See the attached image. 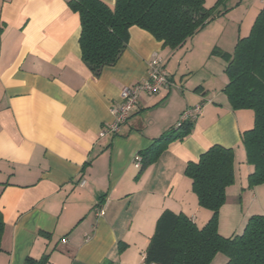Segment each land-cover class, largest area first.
<instances>
[{
	"label": "crops",
	"instance_id": "0c3cea01",
	"mask_svg": "<svg viewBox=\"0 0 264 264\" xmlns=\"http://www.w3.org/2000/svg\"><path fill=\"white\" fill-rule=\"evenodd\" d=\"M103 1L114 8L116 0ZM242 1L245 10L264 6V0L238 5ZM245 17H226L238 30L218 27L223 30L215 39L196 33L176 49L132 26L119 60L95 75L82 60L81 19L69 0H0V264L45 256V264H138L164 210L185 214L199 228L211 218L185 169L215 144L235 154V183L220 210V234L237 235L223 233L235 213L227 204L239 191L252 198L248 214H261L256 210L264 184L249 185L254 167L242 141L254 114L232 108L224 90L227 62L213 54L214 48L233 53ZM155 54L173 83L141 93L120 130L101 136L115 119L121 89L147 77ZM199 104L187 137L170 142L146 167L135 165L187 108ZM220 256L211 264H226Z\"/></svg>",
	"mask_w": 264,
	"mask_h": 264
},
{
	"label": "trees",
	"instance_id": "16d2710c",
	"mask_svg": "<svg viewBox=\"0 0 264 264\" xmlns=\"http://www.w3.org/2000/svg\"><path fill=\"white\" fill-rule=\"evenodd\" d=\"M226 0L210 8L206 0H116L111 8L103 0H69L81 19L82 60L95 74L114 65L129 42V29L138 26L150 32L165 46L176 49L222 15ZM227 66L225 92L233 109H250L254 125L242 133L247 162L254 170L249 185L264 184V7L256 17L251 32L241 37L233 53L220 50ZM194 126L186 120L166 131L147 150L141 152L143 167L170 142L183 140ZM235 154L232 148L211 146L198 161L187 164L199 204L212 211L209 221L199 228L183 213L166 209L157 220L146 249V260L156 264H211L218 253L226 264H264V214L249 218L244 231L232 237L219 232L220 210L227 200V188L235 182ZM5 222L0 211V251ZM29 259V264H45Z\"/></svg>",
	"mask_w": 264,
	"mask_h": 264
},
{
	"label": "built area",
	"instance_id": "2783aa9c",
	"mask_svg": "<svg viewBox=\"0 0 264 264\" xmlns=\"http://www.w3.org/2000/svg\"><path fill=\"white\" fill-rule=\"evenodd\" d=\"M164 60L155 54L149 61V69L147 77L135 83L131 86H125L121 89V103L112 109V113L115 117L114 121L106 128L101 130V136L107 134H115L120 130L122 124H124L131 113L137 107L139 97L141 93L146 92L150 94L158 93L163 87L171 85L173 82L164 68ZM203 105L199 104L194 107L187 108L181 115V118L177 124L179 126L186 120H194L202 111ZM142 157L138 156L135 165L141 167ZM83 184V182H82ZM99 213L103 215L105 210L99 209ZM138 264H156L155 262H148L146 255Z\"/></svg>",
	"mask_w": 264,
	"mask_h": 264
},
{
	"label": "rangeland",
	"instance_id": "374dc122",
	"mask_svg": "<svg viewBox=\"0 0 264 264\" xmlns=\"http://www.w3.org/2000/svg\"><path fill=\"white\" fill-rule=\"evenodd\" d=\"M217 1L218 0H206L207 8L214 6ZM239 1L240 0H226L225 3L222 6H220L221 10L224 11V13H226V16H224L223 18L219 17V18L214 19L210 24L206 25L197 34L208 35V36L210 35V37L215 39L218 36L217 34L221 33V30H223V29H220L218 27H225L226 26V27H228L227 29H230L229 27H231L232 29L238 30V28L237 27L234 28L233 25L228 26V23L230 24V22H228L226 17H228L229 15H232L233 17H240L241 16V18H243V15H244L246 17H245L244 23L241 25L240 33H241V36H243V37L248 36L251 32V29L253 26L252 24H254L253 22H255V20H256L255 19L256 17H253L252 19L250 17L252 15H254L256 12H257L256 15L258 16V14L260 13V11L262 10V8L264 6L258 2L257 6H255L252 9V11L248 10V9L245 10V9H243V1L241 2V4L238 5L237 2H239ZM196 37H198V39H199V37H201V36H196ZM197 41H200V40H197ZM197 41H196V45L198 43ZM204 46H206V44L204 42L201 43V47H200L201 51H203V49H205ZM189 47L192 49L193 44H190ZM215 50L222 51L220 48H214L213 51H215ZM223 52H227V51H223ZM240 180H241V177L239 175L238 176V182H237V188L239 190H241ZM232 185H230V186H232ZM258 203L261 205H260V209L256 210V212L263 214V210L261 209V207L263 208V206H264V197H260ZM251 205H253L252 198L251 197L248 198L247 194H245L242 197V195H240V191L237 193V197H235V199L231 198V201L229 202V204H227V207H228V209L233 208L235 210V213H233V217H232V221H233L232 224L233 225L230 226L229 227L230 229L226 233H223V234L228 235V234H233L234 232H236L235 234H238V233H242L244 231L248 217L252 216V215L248 214L249 213V207ZM241 209H242V211H241ZM242 216H243V225L241 224L238 226V224L240 222V218H242ZM242 226H243V229H241ZM219 254L221 255L220 257H226L222 253H219Z\"/></svg>",
	"mask_w": 264,
	"mask_h": 264
}]
</instances>
